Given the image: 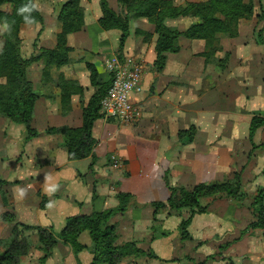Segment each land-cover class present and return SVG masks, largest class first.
I'll use <instances>...</instances> for the list:
<instances>
[{"label": "crops", "instance_id": "0c3cea01", "mask_svg": "<svg viewBox=\"0 0 264 264\" xmlns=\"http://www.w3.org/2000/svg\"><path fill=\"white\" fill-rule=\"evenodd\" d=\"M107 2L117 11V0ZM81 7L83 27L66 38L71 48L68 63L45 75L40 60L27 68V77L37 95L30 122L35 134L28 137L22 125L0 116V179L8 182L4 187L8 204L4 205L0 197V237L7 235V225L1 222L6 211L14 213L21 223L50 227L58 233L68 217L115 207L116 193L124 192L133 199L126 211L110 220L118 223L116 243L134 242L139 249L152 252L155 257L149 258L148 264H176L172 259L179 243L175 242L174 228L180 218L171 213L164 215V208L155 212L150 205L166 200L165 178L170 186L191 188L199 183L223 181L240 171L246 197L264 186V124L249 137L251 119L264 118V42H257L260 36L264 39V19L240 20L235 37L218 36L222 51L216 52L215 58L222 59L227 52L224 68L202 56L204 40L180 37V50L165 54V65L159 72L153 65V25L145 18L130 19L129 34L120 53L144 65L140 91L129 94L141 115L134 124L126 125L99 112L102 117L93 122L91 129L95 160L90 167V157L67 160L63 135L48 132L81 126L82 108L99 87L90 85L86 65L94 67L99 84L107 83L110 74L105 60L117 55L120 32L100 28L99 0H81ZM56 8L55 17L44 18L37 47L55 46V34L60 28ZM193 21L184 16L164 22L183 31ZM255 30L262 31L263 36H255ZM60 76L77 82L82 91L63 94L58 85ZM188 130H192L191 141L184 143L185 136L179 140L178 134ZM110 155L117 156L118 167L112 165ZM200 202L206 211L191 219L192 238L205 240L202 238L208 236L212 240L223 231L237 237L234 216L244 215L237 206L241 203L224 197ZM250 230L229 243V248L238 252V247L246 246L242 250L252 253L247 244L250 247L256 239L253 234L262 229ZM260 232L263 249L264 232ZM80 242L89 246L87 232L81 234ZM70 250L58 243L44 264L90 263L92 255L87 249L79 252L77 258ZM129 260L133 259L124 258L121 264ZM19 264L39 262L25 257Z\"/></svg>", "mask_w": 264, "mask_h": 264}, {"label": "trees", "instance_id": "16d2710c", "mask_svg": "<svg viewBox=\"0 0 264 264\" xmlns=\"http://www.w3.org/2000/svg\"><path fill=\"white\" fill-rule=\"evenodd\" d=\"M120 7L118 12L112 10L107 0H99L101 17L98 24L103 30H117L120 32L118 48H122L129 34V19L145 18L153 25L155 40V71L159 72L165 65L166 53H176L180 50L179 38L202 39L205 42L202 56L207 62H213L218 67L225 66L228 56L222 59L215 58V53L221 50L219 35L235 37L238 32V24L241 19H247L254 13V5L251 1L243 0H204L200 2H188L185 5H175L172 0H117ZM6 5V9L0 8V24L8 27L2 32L3 43L0 49V116L12 124L22 125L28 137L35 134L31 130L30 122L37 95L33 90L31 80L27 77V68L34 62L40 60L43 63V75L48 74L51 69H58L68 63V54L71 48L67 45V35L80 31L84 24L83 12L80 0H67L59 9L57 20L60 28L55 34V46L53 48L40 47L38 53L25 57L21 52L20 29L25 23L23 16L18 15V9L24 5L32 7L33 0H0V7ZM25 15H28L27 13ZM189 16L193 21L185 30L179 31L175 27L165 24L167 18H178ZM33 22L42 23L41 13L35 7L31 12ZM258 35H260L258 33ZM258 43H263L260 36ZM89 70L90 85L99 86L89 98L86 106L82 108V124L79 127H59L49 129L48 132L63 135L64 147L67 160H78L86 157L91 158L90 167L95 160V141L91 137L93 122L101 118L99 113V102L106 93L110 79L107 83L99 84L96 80V71L90 64L86 65ZM58 85L62 87L63 94L69 95L75 91L81 92V86L75 81L58 79ZM264 124V118L253 117L249 125V137L255 130ZM181 131L179 140L185 136L184 143L191 141V132ZM264 176V166L261 170ZM8 182L0 179V197L4 205H7L6 196L2 187ZM168 196L164 202H152L150 205L154 211L161 208L169 210L188 208L191 212L188 219L181 224V237L187 232L191 219L195 214H202L206 206L201 205L202 198H231L243 200L246 197L242 190L240 171L234 172L230 178L212 184L199 183L191 188L181 186H170L165 178ZM117 205L101 211H93L90 214H82L68 217L62 229L55 233L51 228L39 226L30 227L20 224L19 227L31 229L36 232L38 249L44 255L39 259L43 263L52 248L61 242L69 246L74 257L79 252L87 249L92 255L89 264H119L127 257L150 256L152 252L139 249L134 242L117 244L116 225L110 223L111 218L127 210L133 196L129 193L118 192L115 195ZM254 219L241 231V235L248 230H264V186H259L252 196ZM2 219L8 223L14 221L12 213L6 211ZM18 223H14L9 236L0 240L5 244L4 251L0 254V264H17L19 257L26 254L27 248L23 243L27 238H21L17 233ZM87 232L90 238L88 247L81 244L80 236ZM6 240V241H5ZM229 243L219 247L228 246Z\"/></svg>", "mask_w": 264, "mask_h": 264}, {"label": "rangeland", "instance_id": "374dc122", "mask_svg": "<svg viewBox=\"0 0 264 264\" xmlns=\"http://www.w3.org/2000/svg\"><path fill=\"white\" fill-rule=\"evenodd\" d=\"M66 1L67 0H65L64 2H62V0H33L35 7L38 9V11L42 15L43 21L41 24L40 23L27 24V25H23L21 27L20 33H19L20 39H21V52L25 57H27L29 55V53H31L30 52L31 49H33L34 52H32L33 54L31 53L30 55H35L38 53L37 49L40 47H37L36 42L38 40V35H39L40 31L42 30L41 28H43L44 18L46 20H48V19H51L52 17H55L54 16L55 7H57L56 10L58 9V12L56 13V22L60 25L59 21L57 20V14L59 13V9H60L59 6L61 7ZM172 1L174 2L175 5H185L188 2H200V1H204V0H194V1L193 0H190V1L178 0L179 3H177L176 0H172ZM180 1H182V2H180ZM243 1L246 3L251 1L253 3L254 13L251 17H249L247 19H241V20L247 21V20L253 19V21L259 22V21L264 19V0H243ZM59 4H61V5H59ZM80 6H81V0H80ZM0 8L6 9L7 6L2 5ZM119 9H120V7L118 6L117 11H115V10L114 11L118 12ZM82 12H83V9H82ZM46 14L49 16H47ZM4 27H5L4 25L0 24V49H1L2 43H3L2 32L4 30ZM259 32H260V35H262V31L255 30V36H257ZM257 37H259V36H257ZM219 44H220V40H219ZM31 45L33 46V48ZM220 47H221V45H220ZM220 51H222V48ZM116 52H117L118 57L123 56L122 53H120L121 49L118 48V46L116 47ZM225 55L228 56L227 52H224L223 58L225 57ZM223 68H224V66H223ZM0 81H1V79H0ZM259 146H263V145L260 144ZM5 186L6 185H4L2 187V190H4L6 200H7L8 194L4 188ZM256 189L257 188H255L251 194H248V196L245 197L241 201L234 199L235 201L241 203V204H237V206L242 208V211L244 214V215H235L234 216V220L236 219L237 224H238V230L236 233V236H237L236 238H234L233 235H228L227 233H225V231H223L221 236L217 235L216 238H213L212 240H208L209 239L208 236H205L206 238L205 237L202 238L205 240H201V239L198 240V238H192V235H191L190 230H189L190 224L185 230L187 232V234L184 237H181V228H180L182 225L181 223L183 221H185L186 219H188V217H189L188 215H191L190 210L188 208H180V209H173V210H169L168 208H164L165 209L163 212L164 215L171 213L173 215H178L180 218L178 221L177 227L174 228L175 234L177 233V236H175L176 237L175 242L178 241V243H179L178 249L179 250H177V253L174 254V259H172V260L177 261L176 264H261V263H263L264 262V248L262 249V247H261V241H262L261 239L263 237H262L260 231L264 232V230H259L257 233L253 234L256 239L253 242H251L252 245L250 247L247 244V249L252 250V253H247V252H245V250H242L243 248L245 249L246 246L245 247L243 246V248L238 247L237 248L238 252H234L232 249L229 248V246L231 244L219 249L220 246L225 245L226 243H233L232 241H236V239H238V238L240 239L241 236H243V234L241 235V231H242L241 229L244 226H246L249 221L254 219L255 216H254L253 210L255 208L251 204H252V196L256 193ZM206 198H210V197H206ZM206 198H202V199H206ZM202 199L200 201H202ZM7 204H8V200H7ZM8 212L12 213L11 211H8ZM12 215L14 216V221L12 223L6 222L5 220L2 219V216H1V222L7 225V235L4 237H0V240L6 239L10 234V231L13 227V224L15 222L18 223V226H17L18 229L16 230L17 231L16 234L17 235H18V233H19V235L21 234L22 239L24 237L27 238L26 240L23 241V243L26 245L25 247L27 248V250H26L25 255H22L21 257H19L17 264H19L20 259L25 258V257L35 258L39 262V259L44 255V253L37 248L38 244H37V240H36V232L34 230H31V229H25L23 227H19L20 224L27 225L30 227H35V226L21 223V222L17 221V219H15L14 213H12ZM195 215H199V214H195ZM112 224L116 225V229L118 228V223L114 222ZM43 228H50V227H43ZM249 232L251 233V230ZM253 232H255V231H253ZM117 237H118V235H117ZM230 239H231V241H229ZM204 241H206L205 244H204ZM58 243H61V242H58ZM4 247H5V244L4 243L2 244V242H0V254L4 251ZM67 247H69V246H67ZM53 248H52V250H53ZM52 250L50 252V255H48L46 257L45 261L52 256L51 255ZM131 258L133 260H129L125 264H148V260H149L150 256H138V257L131 256ZM39 264H41V263H39ZM42 264H44V262ZM119 264H121V262Z\"/></svg>", "mask_w": 264, "mask_h": 264}, {"label": "built area", "instance_id": "2783aa9c", "mask_svg": "<svg viewBox=\"0 0 264 264\" xmlns=\"http://www.w3.org/2000/svg\"><path fill=\"white\" fill-rule=\"evenodd\" d=\"M105 69L110 74V85L100 99L99 112L103 117L115 118L126 125L134 124L140 117L139 108L129 99V94L140 91V80L144 65L141 61L123 55H112L105 60ZM110 161L114 167L119 166L116 155H110Z\"/></svg>", "mask_w": 264, "mask_h": 264}, {"label": "clouds", "instance_id": "9594fccd", "mask_svg": "<svg viewBox=\"0 0 264 264\" xmlns=\"http://www.w3.org/2000/svg\"><path fill=\"white\" fill-rule=\"evenodd\" d=\"M34 8H35V5H33L32 7H29L28 5H24L18 9V15L23 16L25 23L31 24L33 22L31 18V12L33 11ZM26 13L28 15H25ZM4 26L5 28L8 27L7 24H5Z\"/></svg>", "mask_w": 264, "mask_h": 264}]
</instances>
